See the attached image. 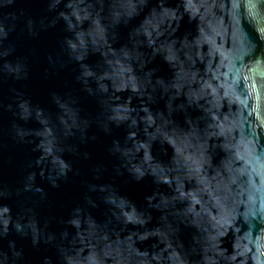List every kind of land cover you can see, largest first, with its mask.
<instances>
[{"label":"clouds","instance_id":"1","mask_svg":"<svg viewBox=\"0 0 264 264\" xmlns=\"http://www.w3.org/2000/svg\"><path fill=\"white\" fill-rule=\"evenodd\" d=\"M40 3L38 18L0 13V85L11 82L0 114L32 154L19 186L0 182V264H31L26 248L54 250L38 264H264V0ZM17 22L29 40L56 35L43 79L73 74L48 106L24 91L37 51L5 43ZM93 126L122 132L104 145L110 167L81 150L99 139ZM121 177L150 193L138 203ZM45 184H78L80 196L64 215L41 214Z\"/></svg>","mask_w":264,"mask_h":264},{"label":"water","instance_id":"2","mask_svg":"<svg viewBox=\"0 0 264 264\" xmlns=\"http://www.w3.org/2000/svg\"><path fill=\"white\" fill-rule=\"evenodd\" d=\"M42 7L43 5L40 3V0H16L15 5L5 9H0V13L7 14L17 8H20L26 9L34 18H38L42 11ZM134 23H136V21H133V24ZM22 27L23 24L21 22H17L16 31L10 35L9 40L5 43L12 44L15 47L16 52L14 56H23L27 54L29 49H35L37 51V58L30 60V79L27 82H23L24 91L26 94L31 95L35 102H39L43 106H48L47 92L54 89H60L62 92L68 91L69 88L72 87L73 74L66 69L57 76L50 77L47 80L43 79L42 72L43 69L47 67L46 63L43 62V57L45 54L57 50L56 35L49 32L41 34V37L38 40H29L27 39L26 34L20 31ZM186 27V25H182L181 32H183ZM121 35L126 36V30L122 29ZM96 59V57L90 58L89 63H94ZM153 66H155V64L150 67ZM164 71H166V68L162 66V72L160 74H163ZM65 83H67L69 88L64 87ZM10 85V81L8 84L0 85V101H3L4 103L9 102L7 88ZM16 86L21 87V85ZM76 87L78 88L79 86ZM80 95L82 97V115L87 113L94 116L98 111L95 101L92 98H83V94ZM10 120V114H0V145L4 146L3 148H0V182L6 183L11 187H17L19 186L18 181L22 175L23 165L32 158V154L28 148L13 144L8 135H6V130L9 126ZM92 134H97L99 139L96 142H90L87 146L82 147L81 150L88 151L94 161L103 162L106 165H109V158L105 152L104 145L110 143L112 138L122 136V132L120 130H116L113 137H105L102 133H97L95 127L93 126L89 130V135ZM66 158L73 159L68 156H66ZM87 163L88 162L77 161L74 164V167H79L82 171H85ZM105 179L107 180L108 178L106 177ZM125 179L126 177L117 178L116 184L121 186L122 191L128 194L130 198L136 200L138 203H141L143 195L149 194L151 191L150 182L147 185L143 183L140 185H124L123 181ZM42 186L49 192V203L51 204V209L43 205H41L38 209L41 214L44 215L49 214L50 212L57 216L64 215L67 208L71 206L72 202L77 200L80 196L78 184L62 185L60 190H51L46 184ZM94 215L98 216V212H94ZM52 228L53 230H58L56 225H52ZM26 245V241H17L18 247ZM42 255H49L54 258V250L44 252L42 248L40 251L26 248V256L31 261V264H38L39 258Z\"/></svg>","mask_w":264,"mask_h":264}]
</instances>
